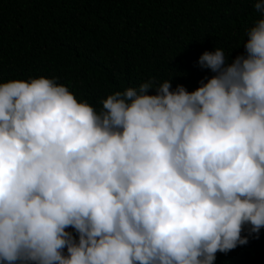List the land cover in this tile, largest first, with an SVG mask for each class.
Wrapping results in <instances>:
<instances>
[{
    "label": "clouds",
    "instance_id": "clouds-1",
    "mask_svg": "<svg viewBox=\"0 0 264 264\" xmlns=\"http://www.w3.org/2000/svg\"><path fill=\"white\" fill-rule=\"evenodd\" d=\"M247 36L200 56L196 90L149 80L99 111L55 79L0 81V264H214L258 235L264 18Z\"/></svg>",
    "mask_w": 264,
    "mask_h": 264
},
{
    "label": "trees",
    "instance_id": "trees-1",
    "mask_svg": "<svg viewBox=\"0 0 264 264\" xmlns=\"http://www.w3.org/2000/svg\"><path fill=\"white\" fill-rule=\"evenodd\" d=\"M264 13L254 0H0V81L55 79L97 111L116 91L172 79L188 91L214 73L205 51L246 55ZM150 94H154L150 91ZM214 264H264V228Z\"/></svg>",
    "mask_w": 264,
    "mask_h": 264
}]
</instances>
